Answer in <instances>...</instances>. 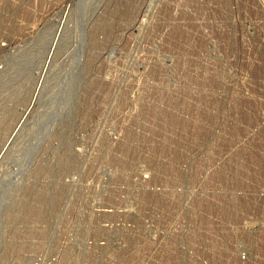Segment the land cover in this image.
I'll list each match as a JSON object with an SVG mask.
<instances>
[{
    "label": "rangeland",
    "instance_id": "rangeland-1",
    "mask_svg": "<svg viewBox=\"0 0 264 264\" xmlns=\"http://www.w3.org/2000/svg\"><path fill=\"white\" fill-rule=\"evenodd\" d=\"M60 28L0 264H264V0H0V150Z\"/></svg>",
    "mask_w": 264,
    "mask_h": 264
},
{
    "label": "bare ground",
    "instance_id": "bare-ground-1",
    "mask_svg": "<svg viewBox=\"0 0 264 264\" xmlns=\"http://www.w3.org/2000/svg\"><path fill=\"white\" fill-rule=\"evenodd\" d=\"M61 28L59 29L58 33L56 34V39H54L52 41V43L50 44V46H49V48L47 50V54H46V56H45V58L43 60V64H42V67H41V72H40V75H39V78H38V83L36 85L35 92L33 93L34 95L32 96L30 104H29V106H27V108L23 112V114H22V116L20 118V121L15 126V129L12 131V133H11V135L9 137V140L7 141V143L0 150V162H1L2 158L9 152L12 141L20 133V129H22L23 125L26 123V118L29 116V114H31L30 112L32 111V107L35 106V104L38 101L37 98H38V96H39V94H40V92L42 90V86H43L45 77H46V75L48 74V72L50 70L49 69L50 60H51V58H54L53 55L55 54V49H56V45L55 44H56V41L58 42V38L60 37Z\"/></svg>",
    "mask_w": 264,
    "mask_h": 264
}]
</instances>
